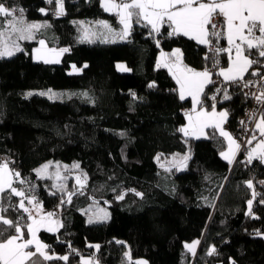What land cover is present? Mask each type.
<instances>
[{"label":"trees","instance_id":"obj_1","mask_svg":"<svg viewBox=\"0 0 264 264\" xmlns=\"http://www.w3.org/2000/svg\"><path fill=\"white\" fill-rule=\"evenodd\" d=\"M0 2L49 25L34 40L23 41V51L0 58V160L7 158L12 169L20 170L44 208L60 206L57 218L63 226L54 232L42 228L39 234L52 254L69 255V260L44 264H78L88 255L97 264H129L126 252L132 262L144 257L150 264H264V235L256 234H264V164H248L243 151L229 165L220 155L227 141L216 129L210 128L204 138L180 132L191 100H180L172 74L157 67L159 51L178 47L189 66L207 67V45L169 36L168 24L149 35L150 26L135 22L125 40L82 42L79 18L115 21L100 0H63L61 16L53 14L56 5L47 0ZM40 39L68 46L69 51L59 63L36 60L33 46ZM252 55L259 59L255 51ZM123 61L127 71L119 67ZM71 65L83 71L70 75ZM261 70L264 74V66ZM51 88L72 91L53 98L50 91H29ZM213 88L207 86L206 97ZM225 91L231 99L218 106L227 109L228 124L237 129L248 99L234 87ZM188 150L182 169L168 170L159 163L164 156ZM50 158L75 162L87 173L83 195L77 193L71 203L61 205V198L67 197L51 194L56 192L51 188L54 181L36 176L34 170ZM249 180L258 194L251 216ZM75 190L70 180L67 191ZM96 202L109 207L111 215L89 223L84 210ZM0 205L7 207L8 202L0 200ZM20 214L12 208L6 213L13 219ZM197 239L201 244L193 256L184 245ZM213 246L216 254L207 255Z\"/></svg>","mask_w":264,"mask_h":264},{"label":"snow or ice","instance_id":"obj_2","mask_svg":"<svg viewBox=\"0 0 264 264\" xmlns=\"http://www.w3.org/2000/svg\"><path fill=\"white\" fill-rule=\"evenodd\" d=\"M49 4H55L53 11L55 16L64 15L63 0H47ZM100 6L105 12L114 13L118 17L119 24L122 26L120 31H114L106 21H97L95 26L102 29L100 32H93L90 28L84 27V22H79L82 28L81 41L94 43L93 37L100 39L102 43L115 42L113 37L125 40L130 35L133 22L143 24L145 27L150 26L149 35L159 34L162 25L165 23L171 28L169 36H186L195 39L198 43L209 45L210 52L214 55L206 57L212 62V67H219V55L226 53L228 55V67H219V71L215 73L223 79L225 85L237 84L243 88H248L255 84H261L258 94L253 92L250 95L258 104H264V74L259 70L251 71L250 75L258 77V81L245 80V74L249 73V69L253 65L264 66V0H100ZM40 11L47 15L45 9ZM49 27L45 23L27 22L24 17V10L7 6L4 2H0V58L12 57L17 52L23 51L19 41H31L36 38V33L41 28ZM210 37H214L218 44L220 39L227 40V47H214ZM159 46V40L156 41ZM39 48H36L35 58L43 60L44 63H59L58 57L62 53L69 51L64 48L57 51L56 49H46L43 39L39 40ZM255 51L259 59H251L250 56ZM247 53V54H246ZM181 52L175 49L171 54L161 52L160 61L157 67L168 68L173 78L179 86V99L184 100L186 96L191 97L192 108L185 115L188 124L179 129L185 136L193 135L199 138L205 135L206 128L219 130V135L227 141V149L220 153L221 157L231 165L237 153L241 149V144L237 143L221 124L226 120L228 113L221 111L217 113L216 105H211V111H207L202 104L201 96L205 95V88L210 84H215L212 79L213 73L208 68L203 71H195L191 68L183 66L181 60ZM86 68L87 65H84ZM123 70L122 65L119 66ZM82 68L71 65L70 75L82 72ZM243 81L241 85L240 82ZM153 87V85H149ZM51 91V90H49ZM222 91L217 87L216 92ZM29 93L28 95H31ZM45 95V93H40ZM56 94H50L49 98H53ZM86 95V94H85ZM134 95V94H133ZM249 95V94H246ZM210 99L215 101L216 97ZM224 99L229 100L231 97L224 91ZM199 107V110H197ZM250 119L255 120V129L261 137H264V112H261L257 119L256 112L250 113ZM242 125L245 121L240 122ZM257 137L251 135L247 140V144H252ZM188 156H184L178 168L182 167L184 162L188 160ZM159 159V157H157ZM258 161L264 164V139H260L255 147L247 151V163L252 164ZM54 168V172L49 169ZM68 171V166H63ZM73 169H78L79 164H73ZM61 165L57 162H47L40 168L35 169L38 179H48L55 181L51 188L56 189L52 195L57 192L64 194L67 199L61 198L60 204L71 203L72 197L77 193L83 195V189L86 185L87 176L84 174L83 179L77 176L75 191H67L64 183L68 179L67 176L61 175ZM16 183L20 185H28L27 188H18L14 186ZM264 184V181H260ZM247 187L253 189L252 198L247 201L248 215H252L253 201L258 195L254 190L251 180L246 181ZM34 186L29 181L21 178V173L14 171L9 167L8 161L0 162V200L8 202V206L0 205V264H44V262L52 260H61L67 262L69 255L55 256L48 252L49 245L41 242L38 238V232L41 228L46 231H57L63 225L59 220L54 219L55 212H43V205L37 200L34 194ZM141 196V193H136ZM19 198L16 203H11L13 198ZM123 200V195L116 197ZM264 203V198L260 201ZM30 206V207H29ZM9 208L21 213L18 218H9L6 213ZM23 214H27L26 218ZM102 214V215H101ZM98 219H107L108 213L104 209H99L96 214ZM258 218V217H253ZM25 222L22 224V221ZM93 222V218H89V223ZM26 229V232H25ZM257 235H264L257 231ZM27 237V238H26ZM117 243H122L117 241ZM200 241L196 240L186 243L184 247L193 256L196 255V248ZM99 249V245H89ZM71 248V245H69ZM72 252L76 253L75 249ZM216 254L215 247H211L207 255ZM129 264H146L144 261L132 262L129 252L124 254ZM80 264H97L94 258L80 259Z\"/></svg>","mask_w":264,"mask_h":264},{"label":"built area","instance_id":"obj_3","mask_svg":"<svg viewBox=\"0 0 264 264\" xmlns=\"http://www.w3.org/2000/svg\"><path fill=\"white\" fill-rule=\"evenodd\" d=\"M210 39L213 41V45L212 46H214V47H223L224 46V43L222 42V40L224 38L220 39L218 44L216 43V40H215L214 37H210ZM205 55H206V57L214 55V53L210 52V46L209 45H207V47H206ZM224 59H225V53H221L219 55V67H223V64L225 63ZM208 60L210 61V63H209V65L207 67L213 73L212 79L214 81H216L215 84H212V85H214V88H213V91L211 93H209V96H208V101H209L210 105L215 103V105L218 106V104L220 102H222L223 99H224V91L227 88H229V87L236 88L238 92L242 93L248 99V102H247L248 104L244 108V111L241 114L242 116L239 119L240 122L241 121H245V123L243 125L240 123L239 124V128H237V129H232L231 126H229L228 123L225 124V126L227 128L231 129L232 134L236 138L238 143L241 144V149L238 152V156H239L243 151H245L248 148L249 144L246 143L247 140L250 138L251 135L255 134L254 129H255V122L256 121L250 119V113L255 111L256 112V117L258 119L260 117V115H261V112H264V104H258L256 102V100L250 95V93H253V92L258 94L259 89L261 87V84L258 83V84H255L253 86H250L248 88H243V87H241L240 85H237V84H227V85H225V83L223 82V79L221 77H218L217 75H215V73L219 71V67L213 68L211 60L210 59H208ZM254 67H255V70H259L262 73L261 66L254 64ZM245 80L258 81L259 78L255 77V76H252V77H245ZM261 83H264V82H261ZM240 84L242 85L243 81H241ZM217 87L222 89V91L219 94H217V92H216V88ZM246 94H249V95H246ZM212 96L216 97L215 101L210 99ZM190 110H191L190 107H185L184 108V112H188ZM3 159L6 160V161L8 160L7 158H3ZM234 164H235V162H234ZM44 211L45 212H55L56 213L55 218L59 217L60 213H61L60 206H58L56 204H53L52 207H50V208H45Z\"/></svg>","mask_w":264,"mask_h":264},{"label":"rangeland","instance_id":"obj_4","mask_svg":"<svg viewBox=\"0 0 264 264\" xmlns=\"http://www.w3.org/2000/svg\"><path fill=\"white\" fill-rule=\"evenodd\" d=\"M56 7V6H55ZM24 17H25V19H26V21L27 22H35V23H47V21L44 19V20H42V19H33V20H31V19H28L27 18V16L26 15H24ZM78 22H84V27H88L89 28V22H86V20L85 19H83V18H79V20H78ZM38 36H37V34H36V38H37ZM41 40V39H40ZM44 41H45V44H46V49H56L57 51H59L60 49H64V48H67L68 49V46H63V45H56V46H52V45H50V44H48V42H47V40L46 39H43ZM19 44H20V46H21V48L23 49L24 47H23V41H19ZM34 48H33V52H32V55H33V58L34 59H36L35 58V49L36 48H39L40 47V45H39V42L37 43V44H35L34 46H33ZM65 53V52H64ZM64 53H62V55L64 54ZM62 55H60L59 57H58V59H59V62H61L62 61V59H63V57H62ZM37 60V59H36ZM41 61H43V60H41ZM119 65L121 66H123L124 68H126V69H129L128 68V65H126V63L123 61L122 63H119ZM120 69H122L121 67H120ZM123 70V69H122ZM49 90H51L50 91V94H52V93H54V94H56L55 96L56 97H59V96H64V95H70L71 94V91H72V89L71 88H69V89H60V88H58V89H53V88H51V89H47V90H43V89H32V90H29V91H31V92H36V91H38V92H45V93H48V91ZM49 94V93H48ZM185 125V124H184ZM256 135V137H257V139L256 140H254L253 142H252V144H250V145H248V148L245 150V156H246V158H247V151H249V150H251L253 147H255V145H256V143L260 140V139H264L263 137H261V136H257V134H255ZM226 149H227V145H226ZM225 149V150H226ZM224 150V151H225ZM184 156H188V153H184L183 155H181V156H179V155H174V156H164L160 161H159V163H161L162 164V166H164L166 169H168V170H172V169H182L183 167H184V165L187 163V161L186 162H184V164H183V166L182 167H177L176 165H178V164H180V162L182 161V158L184 157ZM189 157V156H188ZM238 157V153H237V155H236V158ZM235 158V159H236ZM2 161H5L4 159H1L0 160V162H2ZM47 162H52L53 164H55V163H59L60 165H61V175H63V176H67L68 177V179L66 180V181H64V183L66 184V186L67 185H69V182H70V180H72V181H74V184H75V186H76V188L78 187L77 185H76V177L77 176H81V178L83 179V176H84V174H86V176H87V173H86V171L84 170H79V169H73L72 168V165L73 164H77V163H75V162H73V163H68V162H63V161H59V160H55V159H53V158H50V159H48V160H46V161H44L43 163H41L40 164V166L38 167V168H40L43 164H45V163H47ZM68 166V171H65L64 170V168H63V166ZM9 167L12 169V167L10 166V164H9ZM14 171H17V172H20V170L19 169H13ZM55 171V169L54 168H52V169H49V172H54ZM21 178H22V176H21ZM87 180H88V177H87ZM55 182V181H54ZM87 182V181H86ZM14 186H16V187H18V188H21L20 186H17L16 184L14 185ZM74 190V189H73ZM30 194H34L35 195V191L33 192V193H30ZM36 196V195H35ZM37 198V197H36ZM38 200V199H37ZM42 203V202H41ZM43 205V204H42ZM30 207V206H29ZM44 206H43V212L44 213H47V212H45L44 211ZM99 209H104L107 213H108V217L111 215V209H109V207H105V206H103V205H101L100 203H98V202H96V203H91V204H89L87 207H86V209L84 210L86 213H87V216H88V220H89V218L90 217H92L93 218V221H97V220H107V219H98L97 218V216H96V214L98 213V211H99ZM102 215V214H101ZM54 219H57V220H59L60 221V218H55L54 217ZM61 223V222H60ZM42 229V228H41ZM52 232H54V231H52ZM38 238L41 240V242H43V243H45L46 244V242L44 241V240H42L41 239V237H40V234H39V232H38ZM198 240V239H197ZM194 241H196V240H194ZM191 242H193V241H188L187 243H191ZM198 249V246H197V248H196V250ZM48 252H49V254H51V255H54V254H52L49 250H48ZM83 258H92L91 256H84ZM139 261H144V262H146V264H150V262H148V260L146 259V258H140V259H138ZM78 264H80V262L78 263Z\"/></svg>","mask_w":264,"mask_h":264},{"label":"crops","instance_id":"obj_5","mask_svg":"<svg viewBox=\"0 0 264 264\" xmlns=\"http://www.w3.org/2000/svg\"><path fill=\"white\" fill-rule=\"evenodd\" d=\"M113 15H114V22H112V21H109L108 19H104V18H99V19H88V20H86V22H89V28L91 29V31H93V32H100V31H103L102 29H98L96 26H95V24H96V22L97 21H101V20H103V21H106L111 27H112V29L114 30V31H120V29H121V25L119 24V21H118V17L113 13ZM166 24V23H165ZM164 24V25H165ZM164 25H162V27L164 26ZM161 27V28H162ZM131 34V33H130ZM129 37V36H128ZM127 37V38H128ZM93 39L94 40H100L99 38H97V37H93ZM112 39H114L115 41H122V40H120L118 37H113ZM195 40V39H194ZM228 45H227V40L225 39V43H224V46L223 47H227ZM175 49H179L180 50V52H181V54H182V56H181V60H182V64H183V66H186V67H188V68H191V69H193V70H195V71H203L205 68H208V67H201V68H194V67H192L191 65L189 66L188 64H187V62H185L184 61V58H183V51H181V49L178 47V48H173V49H167V50H161V51H159L160 53H159V56H158V62L160 61V55H161V52H164V53H168V54H171ZM247 54V53H246ZM250 58L251 59H254V57H253V55L251 54V56H250ZM225 63L223 64V67L224 68H226V67H228V63H229V61H228V55L225 53ZM167 70H168V68H167ZM253 70H255V67H254V65H253V67L251 68V69H249V73L248 74H245V77H252V75H250V73H251V71H253ZM175 82H176V80H175ZM176 85V90H177V92H178V94H179V86L177 85V83L175 84ZM209 86V85H208ZM206 88H207V86H206ZM205 88V89H206ZM185 99H190L191 100V97H188V96H186V98ZM201 101H202V104H203V107L207 110V111H211L212 109H211V105H209V102H208V97H206L205 95H202L201 96ZM189 107L190 108H192V100H191V103H190V105H189ZM197 110H199V107H198V109ZM216 111H217V113H219V112H221V111H226L227 113H228V111H227V109L226 108H221V107H219V106H216ZM186 113V112H185ZM185 117H186V115H185ZM228 118H229V115H227V117H226V120L221 124V127L225 130V131H227L233 138H235L234 136H233V134H232V131H231V129L230 128H227L226 126H225V124L226 123H228ZM187 124H188V120H186V123H185V125H183L182 127H185V126H187ZM210 128H206L204 131H205V135H200L199 136V138H204V137H207L208 136V134H209V130ZM219 131V130H218ZM255 134H257V136H260V134H259V132L258 131H255ZM187 137H191V138H193V137H195V138H197V136H193V135H189V136H187ZM264 138V137H263ZM236 139V138H235ZM237 141V140H236ZM237 143H238V141H237ZM184 153H188V156L190 157V151L188 150V151H186V152H179V151H176V152H173L170 156H174L175 154L176 155H179V156H181V155H183ZM236 160V159H235ZM234 160V161H235ZM42 230V229H41Z\"/></svg>","mask_w":264,"mask_h":264},{"label":"water","instance_id":"obj_6","mask_svg":"<svg viewBox=\"0 0 264 264\" xmlns=\"http://www.w3.org/2000/svg\"><path fill=\"white\" fill-rule=\"evenodd\" d=\"M202 242V241H201ZM201 244V243H200ZM200 246V245H199ZM199 248V247H198Z\"/></svg>","mask_w":264,"mask_h":264}]
</instances>
